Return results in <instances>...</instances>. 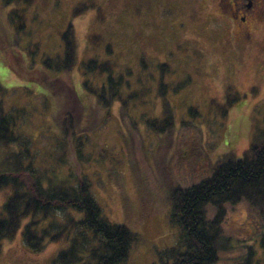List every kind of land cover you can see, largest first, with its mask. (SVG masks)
<instances>
[{"label": "rangeland", "instance_id": "1", "mask_svg": "<svg viewBox=\"0 0 264 264\" xmlns=\"http://www.w3.org/2000/svg\"><path fill=\"white\" fill-rule=\"evenodd\" d=\"M5 1L0 0V86L5 88L0 87V105L14 114L15 135L24 149L29 148L30 161L39 171L35 173L56 176L57 182L89 180L103 215L138 234L125 264H163L164 254L180 238L169 218L171 192L207 180L227 155L241 158L256 129L264 131V22L255 27L253 38H234L223 24L204 16V0H10L8 9L2 8ZM90 3L87 13L73 18L75 7L83 4L80 9L85 10ZM12 8L23 16L19 35L7 23ZM70 22L76 45L71 53L78 66L64 75L69 83L63 86L79 94L87 114L89 97L81 86L87 77L79 66L90 58L109 60L114 76H127L132 84L123 97L141 88L138 79L143 85L154 84L144 99H128L125 120L116 99L110 117L98 125L76 120L68 125L62 122L64 112L59 117L56 113L62 109L54 106L67 100L64 95H57L53 103L38 91L39 80H21L9 68L15 64V69L23 65L30 72L44 71V60L62 51L60 33ZM163 63L172 71L165 82L176 85L189 78L191 83L179 95L168 94L169 105L162 113L155 81ZM106 78L107 73L99 71L88 75L96 85ZM227 95L239 96L240 101L223 118L220 108ZM191 108L199 115H190ZM167 112L175 119L173 131L158 136L145 119H159ZM73 130L85 134L81 145L66 134ZM64 140L71 141L73 153L69 144L61 145ZM10 193L0 191V213ZM224 208L223 244L229 250L220 253L217 264H241L247 251L252 254L250 264H264V223L261 227L256 209L244 201ZM216 214L215 210L212 217ZM25 223L12 240L2 242L0 264H55L68 242L49 243L34 253L23 242Z\"/></svg>", "mask_w": 264, "mask_h": 264}, {"label": "trees", "instance_id": "2", "mask_svg": "<svg viewBox=\"0 0 264 264\" xmlns=\"http://www.w3.org/2000/svg\"><path fill=\"white\" fill-rule=\"evenodd\" d=\"M6 1L2 8L8 9L13 3L9 2L10 0ZM21 5L26 4L16 3V6ZM82 5L74 8L73 18L78 14L87 13L93 7L90 3L89 7L81 10ZM22 19L23 16L17 13V9L12 8L7 13L8 26L15 35H19V31L24 27ZM73 35V23L70 22L60 33L64 45L62 51L55 57L49 56L44 60L43 64L46 66L44 71L36 69L30 72L23 65H18L15 69V64L9 68L16 71L17 77L21 80L32 83L39 80L36 83L39 86L38 91L49 97L53 103L57 95L61 97L64 95L67 100L54 106L56 109L58 107L62 109L56 113L59 117L64 112L66 119L62 122L68 125L73 124L75 120L77 123L98 121V125L110 117L116 99L121 103L118 109L121 111L122 120H125L128 116L125 107L128 99L139 97L144 99L154 84L143 85L142 80L138 79L136 84L141 88L137 91L128 90L127 96L123 97L124 90L129 89L132 84L127 80V76L124 74L114 76L113 69L109 67V60L99 62L90 58L79 66V69L85 70L83 76L87 77L81 85L89 97L87 114V107L84 106L79 94L76 91H66L64 88L69 83V79H65L66 73H70L74 66H78L76 56L71 53L76 46ZM158 69L161 73L159 79L156 81L154 78L151 79L157 84L156 92L162 99L163 113L169 105L168 94L179 95L190 85L191 80L188 78L174 85L165 82L166 75L172 73L169 65L163 63L158 65ZM50 70L57 76L49 75ZM98 71L107 73V78L100 84L101 86L90 83L88 79V75L96 74ZM127 72L128 76L132 75L131 71ZM239 101V96L227 95L225 104L220 108L223 118ZM71 109L75 112L73 113ZM82 109L84 114L81 115ZM17 113L24 114L23 111ZM189 114L199 115V111L191 108ZM84 115H87V118ZM55 116L57 121V114ZM174 120V116L168 113L159 119H145V122L154 134L160 136L173 131ZM15 122L14 114H7L0 105V191L11 190L0 213V256L2 242L12 240L26 222L22 232L23 242L34 253L44 251L49 243L68 242V248L58 254L55 264H125L132 246L138 242V234L123 224L108 220L103 215L93 196L89 180L80 178L73 184L67 180L57 182L56 176L50 179L44 174L37 175L35 173L37 169L30 161L29 148L24 149L15 135ZM184 123L187 122L182 124ZM133 126H136L135 123ZM77 133V130H73L66 134L72 140H79L81 145L80 138L85 134ZM66 144L70 145L68 151L73 153L71 141L64 140L61 145ZM4 148H8L9 151L2 150ZM76 152L81 154V151ZM213 168L207 180L184 189L176 188L171 192L169 218L171 223L179 228L180 238L176 246L164 254L163 264H217L220 261V253L225 254L229 250L223 244L226 239L221 227L224 223L222 218L226 214L224 206L228 203L244 201L255 208L264 221V131L259 132L256 129L250 147L241 158L235 159L232 154L227 155ZM46 180L47 185H44ZM215 210L217 214L212 217ZM44 223L47 225L44 226ZM261 244L264 247V238ZM243 255L245 261L241 264H250L251 251Z\"/></svg>", "mask_w": 264, "mask_h": 264}, {"label": "flooded vegetation", "instance_id": "3", "mask_svg": "<svg viewBox=\"0 0 264 264\" xmlns=\"http://www.w3.org/2000/svg\"><path fill=\"white\" fill-rule=\"evenodd\" d=\"M203 10L209 21L223 24L234 38H253L255 27L264 22V0H204Z\"/></svg>", "mask_w": 264, "mask_h": 264}]
</instances>
